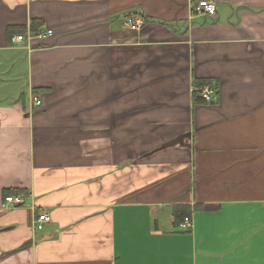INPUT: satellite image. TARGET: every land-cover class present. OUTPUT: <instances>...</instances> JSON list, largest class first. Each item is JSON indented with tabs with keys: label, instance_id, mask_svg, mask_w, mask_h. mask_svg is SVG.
I'll return each instance as SVG.
<instances>
[{
	"label": "crops",
	"instance_id": "0c3cea01",
	"mask_svg": "<svg viewBox=\"0 0 264 264\" xmlns=\"http://www.w3.org/2000/svg\"><path fill=\"white\" fill-rule=\"evenodd\" d=\"M200 1L0 0V264H264V0Z\"/></svg>",
	"mask_w": 264,
	"mask_h": 264
},
{
	"label": "built area",
	"instance_id": "2783aa9c",
	"mask_svg": "<svg viewBox=\"0 0 264 264\" xmlns=\"http://www.w3.org/2000/svg\"><path fill=\"white\" fill-rule=\"evenodd\" d=\"M195 11L201 14L208 15L210 17H216L217 9L216 5L212 1L203 0L198 3V5L194 8ZM122 27L125 30L130 31H140L144 25V20L136 15L129 14L124 17L122 20ZM52 31H48L46 33H39L37 37L43 38L46 35H51ZM33 35L29 33L27 36L25 35H13L11 37L12 45H23L27 46V48L31 47V42L33 40ZM194 94L196 97L200 98L207 104H216L218 103V87L214 83L206 84L200 86L198 88H194ZM32 104L36 107H40L42 105V100L40 97H34ZM24 195H16L9 196L5 198V206L6 207H23L25 204ZM50 221V217L47 213H42L38 216V218L34 221V227L37 231H43L45 229V225ZM192 227V220L190 217H186L184 221L181 223L180 228L182 230H189Z\"/></svg>",
	"mask_w": 264,
	"mask_h": 264
},
{
	"label": "trees",
	"instance_id": "16d2710c",
	"mask_svg": "<svg viewBox=\"0 0 264 264\" xmlns=\"http://www.w3.org/2000/svg\"><path fill=\"white\" fill-rule=\"evenodd\" d=\"M42 26V23L38 20H35L33 21L32 23V26H31V31L33 32V34H37L38 30L40 29V27ZM25 31L23 29H10L9 30V36L12 37L13 35H16V34H20L21 35L24 33ZM206 84H211V82H206V83H203V84H199L198 87L200 86H203V85H206ZM184 213L182 212V215ZM178 217V212H176V218Z\"/></svg>",
	"mask_w": 264,
	"mask_h": 264
}]
</instances>
